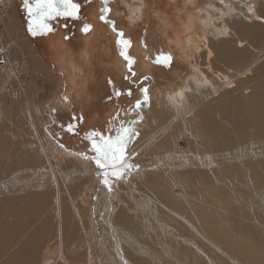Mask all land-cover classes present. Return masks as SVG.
Segmentation results:
<instances>
[{
    "label": "bare ground",
    "instance_id": "bare-ground-1",
    "mask_svg": "<svg viewBox=\"0 0 264 264\" xmlns=\"http://www.w3.org/2000/svg\"><path fill=\"white\" fill-rule=\"evenodd\" d=\"M16 14L14 0H0V22L4 23L0 29V45L5 53V66L8 60V68L4 74L0 72L1 80H10L9 76L17 70L27 71L28 63L33 68L31 57L39 55L28 36L22 34ZM193 15H188L175 33L179 45H186L184 52L191 61L192 72L198 74L196 86L191 89L194 92L185 93L181 88L167 92L160 89L158 95L147 98L148 107L141 102L139 108H145L143 115L136 114L137 109L130 116L124 114L115 127L116 132L122 125L130 129L129 140L136 137L128 142L125 157L129 164L139 167L125 170L119 185L112 182L113 177L108 178L111 187L119 186L113 195L104 183L105 169H88L78 174L93 182V187L85 190L91 199L88 215H85L87 221L80 213L83 217L79 221H83L81 228L84 229L66 250L65 261L60 262L47 251L41 252V234H48L57 226L54 240L64 241L67 208L62 192L69 177L55 179L53 174L45 176L48 180L35 177L33 188L26 189L23 195L21 189L14 186L20 182H15L11 175L12 180L0 186V194L8 199L0 209L11 212L0 223L1 231H6L4 236L0 234V242L2 248L14 244V249L1 251L0 256L7 259L2 264H9V260L14 262L19 256L24 257L22 264H80L84 258L85 264H264V0H214L204 16L198 17V22ZM199 28L203 36L198 34ZM208 28L213 32L212 38L207 36ZM111 30L106 32L111 37L120 31L113 27ZM186 30V36L181 35ZM140 47L136 46V52L125 49L127 55L133 53L128 55L134 61L132 65L120 57L122 43L117 50L121 70L131 68L134 78L140 71L146 72L152 61L150 51L141 44ZM65 54L56 52L52 57L64 69L71 91L78 70ZM84 54L88 57L87 50ZM134 65L136 69L132 68ZM38 73L34 68V74ZM32 82L25 81L20 87L29 88ZM6 93L0 89L2 137L5 136L2 130L16 123L10 118L13 113L10 107L22 101L19 93ZM163 111L170 112V117L164 118L166 121L162 118L158 125ZM52 118L45 120L49 127ZM150 121L157 122V131L150 132L146 128L150 127ZM44 126L47 127L46 123ZM182 127L186 130L183 133ZM54 144L65 156L95 163L92 155L82 158L78 156L80 152ZM181 145L188 147L186 152L179 148ZM47 149L45 145L44 154L50 165L54 149L53 146L51 151ZM52 169H55L53 165ZM132 174L136 177L130 179ZM36 187L41 190H34ZM54 187L57 193L53 200ZM220 195L233 197L234 202L228 203V212L215 211L212 207V199H219ZM28 196L31 205L27 207L24 201ZM52 201L57 208L54 219L49 211ZM222 204L224 206V201Z\"/></svg>",
    "mask_w": 264,
    "mask_h": 264
},
{
    "label": "rangeland",
    "instance_id": "rangeland-1",
    "mask_svg": "<svg viewBox=\"0 0 264 264\" xmlns=\"http://www.w3.org/2000/svg\"><path fill=\"white\" fill-rule=\"evenodd\" d=\"M212 1L214 0H107L106 6L107 8H109V12L107 13L106 19H109L108 21H114L115 23L113 25L112 23H108L105 20L101 19V9L105 7V4L102 2V0H74L75 3L80 4L78 13L79 18H46L45 22L49 25L50 23H52L51 27L54 30L53 33L51 31L48 32L47 35H44V38L41 40L42 35H40L41 37H38L39 35H36L35 37L30 35V32L28 31L26 24L24 23L25 19L22 9L18 10L19 3L17 0H14L15 8L17 11L16 15L19 19L21 32L22 34L24 33L28 36V39L34 45L35 50L39 55H37L35 58L33 56L31 57L33 68L31 63H28V66L30 68L27 69V71L26 69H22L20 71L17 70L15 73H12L9 76L11 77L9 78L10 80L0 79V89L2 90V92H11L13 94L19 93V98L22 100L21 102L16 101L17 103L15 102V104L10 107V109L13 111V113L10 115V118L15 119L16 122L14 123V126L2 130V134L5 135L3 137L1 136L0 132V140H2V143H0V186L3 187L5 185L4 182L10 179L12 180L13 178L15 182H20L17 183L18 185L14 184V186H16L15 188H20L21 192L24 195L25 193H27L26 189L30 190L33 188L32 185L36 183V178H38L39 180H48L47 178L52 176L55 179H58V176L65 178L69 177L66 181V186H63L62 192V194L65 196L64 200L66 201L64 205L67 208L66 214L64 211V241L59 243L56 241V239L54 240L55 232L58 230L57 226H55L54 224L55 227L53 230L51 229L52 232L51 230L49 231L50 234L48 232L49 235L47 234V232L42 233L45 235L41 234V239L43 240L40 248L41 252L47 251L48 253H50V255L55 257L58 262L65 261L64 255L66 253V250L71 247L69 245L73 243L75 238L80 236L79 232L84 229L81 228L83 227V221L81 222L79 220H81L80 218L84 216L82 219L87 221V216L85 215L89 211L88 204L91 201V199L89 198V194L85 192V190L87 189V187H93V182H90V180H88L86 177H80L78 174L88 169L100 170V167H98L97 165L95 166L96 163H94L93 161L91 162L92 164H89V161L87 159L81 160L77 158L79 160H76V158L65 156V152L54 148V143L64 145L67 149H70V151L72 150L75 152H80L78 156L83 154L81 155L82 158H85L89 155L94 156L95 153L92 151V144L91 141L87 138V134L93 131L98 133L97 136L93 137V139L97 141H100V137L115 138L117 134L115 127L120 124L121 119H123L124 116H127L128 114L129 116L132 115L133 113H135L136 109V114H144L145 108L148 105L147 100H145V94L147 95L148 100H150L152 99L153 95L159 94L160 89L167 92L174 88H181L185 93H187L188 91L193 93L194 90L191 89L192 87L196 86L195 81H197L196 77L198 74H194L192 72V68L190 67L191 61L187 57L188 54L184 52L186 50V45H179V43L176 41L177 34L175 33V31L177 28H181V26H183V23L188 15H193L195 13V16H193L198 22V17L202 18L204 16V11L208 8V5ZM31 2L32 0H30V3ZM212 11L213 13H215L213 9ZM93 18H97V20L95 21ZM27 21L29 20L27 19ZM85 24L91 25L90 29L87 32H84L82 30ZM95 27L97 28V30ZM111 27H113L115 30L120 31L117 32L116 36L111 37L110 39H106V41H104V39L100 40V31L107 30L108 32H110L112 31ZM120 32L123 33V37L118 36V33ZM185 33L187 34L188 30L182 32L181 35L184 34V36H186ZM95 34L97 35L95 36ZM198 34L200 36L204 35L201 28L198 29ZM87 35L89 36L87 37ZM212 35V30L208 28L207 36L212 38ZM118 39L130 40L131 43L128 47L130 51L133 50L134 52H136V46L138 45V47H140V44L145 46V49H148L150 51V55L152 54L150 60L152 61L149 62L148 70L146 72L140 71L134 78V75L131 74V68L128 69L129 71H123L121 70V67H112L110 65V60L112 59V56L117 54V50L120 45L117 43ZM53 40H55V43L53 42ZM48 41V44H51V47H49L50 50L54 49L55 51L52 52L50 50H47V53L49 51V54L52 56V54H56V52H58L59 54L65 52V55H67L68 58L70 57V59H72V63L77 68L78 73H76V78L74 79L75 84L74 88H72L73 91H69V83L64 78L65 71H63L64 69L62 67H59V65L57 64V60L55 61L54 58L51 59L47 56L41 55V53H45L44 47L45 45H47ZM86 49H92L89 52L90 56H88V58L86 57L87 60L83 59L84 57L82 56V54H84V50L86 51ZM18 50L19 49H17L16 51ZM161 53L171 54L172 60L170 66L157 64L155 62L156 57ZM128 55L132 56L133 53H128ZM136 55L139 54L137 53ZM120 57L122 58V56ZM120 57L118 55L117 58L120 59ZM82 60H85L86 62H81ZM6 62L8 63V60H6ZM7 63L6 66L5 64H3L4 67L0 66L1 74H4L5 68H8ZM137 64L140 65L139 61H137ZM34 68L39 71L37 75L34 74ZM132 68H135V65ZM30 80L33 81L31 83L32 87H29L30 89L26 87L22 89V87H20L23 82ZM104 81L106 82V84ZM144 90H146V93ZM68 91L72 93V98H70V93ZM129 92L131 93L130 95ZM81 95L85 97H82ZM64 97H67V100H65ZM80 101L82 103H80ZM137 101L142 102L143 105H145V108H137ZM14 107H16V109H13ZM171 111H174V109L171 108ZM169 113L170 112L164 113V111L160 113L162 117L160 116L158 125L162 123V118L164 119L168 118V116L170 117ZM70 115L74 117V119H71ZM50 117L53 118L51 121V126L49 127L48 122H45V120L49 121ZM43 120L44 123H46L47 127L44 126ZM164 121H166V119H164ZM150 122V127L146 126V128L150 132L157 131L159 127L156 126L157 122ZM70 124L73 125L72 131L68 130V126ZM47 130L48 132H46ZM14 131L17 132L15 133ZM185 131L186 130L182 127L181 133ZM178 135H180V132L178 133ZM13 136L15 139L13 138ZM134 139L129 140V142L133 141ZM45 145L48 148L47 150L49 151H51L50 147L52 146L54 149L52 155L55 161L52 159V164H50L51 168L49 167L50 165L48 161H46L47 158L44 154ZM181 147L179 148L183 150V152H186L185 149L188 147H186L185 145H181ZM3 149L5 150L2 151ZM12 152H14L15 154L13 155ZM19 158L22 160V162H20ZM58 159L61 161H58ZM42 160L44 162H42ZM5 163L7 164L4 165ZM9 163L11 165H9ZM15 163L16 165H14ZM52 165L55 169H52ZM41 166L43 167L41 168ZM14 169L18 172L16 173ZM50 174L53 175L50 176ZM11 175L12 178L10 177ZM132 176L136 177L134 174H132L130 176V179L133 178ZM140 177L142 178V176ZM111 180L113 183L114 181L117 182V185H119L120 183V179L116 180V178L113 177V179ZM117 185H113L111 187L112 191L110 192V195L119 187H117ZM218 186H221L220 183H218ZM34 190L40 191L41 189H38L36 187L34 188ZM43 190L46 191V189ZM52 190L53 192L51 196L54 200V195L55 193H57V191L55 187L52 188ZM249 200L252 201V199ZM7 201L8 199H5V196L0 194V205L6 203ZM223 201L224 206L222 204ZM229 201H233L232 196L225 197L224 195H220L219 199H212V207L215 208V211L228 212ZM68 202L71 205H69ZM24 204L27 207L28 205H31L30 196H28V198L24 201ZM247 206L249 207L250 204ZM56 209L57 208L52 201L49 211L53 219L57 216ZM80 213H83V216ZM9 215H11V212H7V209H0V223L4 220L3 217H9ZM65 219L67 220L65 221ZM65 222L68 223L65 224ZM68 229L70 230L68 231ZM6 230L8 231V229ZM0 234L5 235V229L3 231H1L0 229ZM83 238L84 237H82L81 239ZM48 242H50V244ZM45 246L47 249L45 248ZM237 247H239V245H237ZM13 249L14 244L2 248L0 242V253L1 251H4L5 253L6 251ZM85 253L87 254V251H85ZM23 258V256H19L13 259L14 262L9 260L8 263L17 264L18 262L19 264H22ZM5 260H7L5 257L0 256V264H2L1 262ZM16 260L17 262H15ZM80 264H85V258L80 261Z\"/></svg>",
    "mask_w": 264,
    "mask_h": 264
},
{
    "label": "snow or ice",
    "instance_id": "snow-or-ice-1",
    "mask_svg": "<svg viewBox=\"0 0 264 264\" xmlns=\"http://www.w3.org/2000/svg\"><path fill=\"white\" fill-rule=\"evenodd\" d=\"M105 7L101 9V19L108 23L114 25V21H108L106 19L109 9L107 8V0H102ZM24 7L28 11V15L31 18L28 24V31L33 35H47L48 32L53 31L51 25L45 22V19H55L56 17H71L73 19H78V13L80 9V4L75 3L74 0H24ZM35 21V24L33 23ZM91 25L85 24L82 29L87 32ZM119 37H123V33H118ZM67 38V37H66ZM118 44H123L121 50V56H123L129 65L134 61L129 57L125 51L127 47L130 46V40H120L117 41ZM172 60L171 54L161 53L156 57L155 62L157 64H163L165 66H170ZM134 75V73H133ZM146 93V90H144ZM131 93L129 92V95ZM67 100V97H64ZM145 100H147V95L145 94ZM141 102H136V107L139 108ZM68 130H73V125L68 126ZM130 129L124 127L123 125L117 130V135L113 137H100V141L93 139L98 133L95 131L87 134V138L91 141L92 151L95 153L91 157L92 160L101 168L105 169L104 172V183L108 185L109 190H111V185L109 183V177H114L120 179L124 174L125 170L131 168H138L139 165L129 164L125 157V149L127 148L129 142ZM83 155V154H81ZM88 158V157H85Z\"/></svg>",
    "mask_w": 264,
    "mask_h": 264
},
{
    "label": "crops",
    "instance_id": "crops-1",
    "mask_svg": "<svg viewBox=\"0 0 264 264\" xmlns=\"http://www.w3.org/2000/svg\"><path fill=\"white\" fill-rule=\"evenodd\" d=\"M92 18V17H91ZM49 23V22H48ZM52 23H50V25H51ZM56 24V23H55ZM92 31V30H91ZM106 32H108L107 30H103V31H100V40H102V39H104V41H106V39H110L111 38V36H109V34L110 33H106ZM52 33H53V31H52ZM108 34V35H107ZM43 36V35H42ZM89 35H87V37H88ZM39 37H41L40 35H39ZM50 45L48 46V42H47V45H45V47H44V50H45V53H41V55H43V56H47V57H49V58H51V59H53V57L49 54V51H48V53H47V50H50ZM87 50V49H86ZM92 49H88L87 50V55L88 56H90V51H91ZM89 51V52H88ZM39 52V51H38ZM82 56L84 57L83 59H85V60H87L86 59V55L85 54H82ZM81 57V56H80ZM118 57V53L116 54V55H114V56H112V59L110 60V65L112 66V67H115V66H119L120 67V61H119V59L117 58ZM88 58V57H87ZM81 61V62H86V61ZM105 82V81H104ZM105 84H106V82H105ZM110 108H111V106H110ZM109 108V109H110ZM70 118L71 119H74V117H72L71 115H70ZM84 118V117H83Z\"/></svg>",
    "mask_w": 264,
    "mask_h": 264
},
{
    "label": "flooded vegetation",
    "instance_id": "flooded-vegetation-1",
    "mask_svg": "<svg viewBox=\"0 0 264 264\" xmlns=\"http://www.w3.org/2000/svg\"><path fill=\"white\" fill-rule=\"evenodd\" d=\"M18 1V3H19V5H18V10L20 9H22V12H23V15H24V19H25V24H26V27H27V29H28V22L30 21V17H29V15H28V11L25 9V7H24V0H17ZM29 2H30V0H29ZM25 12H26V14H25ZM27 19L29 20V21H27ZM33 23L35 24V21H33ZM30 35L31 36H33L31 33H30ZM44 36V35H43ZM41 37V40L44 38V37ZM35 37V36H34ZM39 37V36H38Z\"/></svg>",
    "mask_w": 264,
    "mask_h": 264
},
{
    "label": "built area",
    "instance_id": "built-area-1",
    "mask_svg": "<svg viewBox=\"0 0 264 264\" xmlns=\"http://www.w3.org/2000/svg\"><path fill=\"white\" fill-rule=\"evenodd\" d=\"M3 26H4V23L0 22V29H2ZM4 62H5V53H4L3 49H2V46L0 45V66H4L3 65Z\"/></svg>",
    "mask_w": 264,
    "mask_h": 264
}]
</instances>
